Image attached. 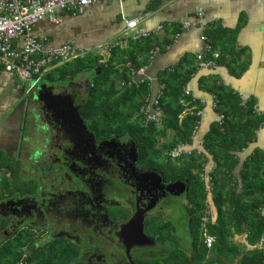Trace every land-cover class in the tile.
Wrapping results in <instances>:
<instances>
[{"label": "trees", "instance_id": "1", "mask_svg": "<svg viewBox=\"0 0 264 264\" xmlns=\"http://www.w3.org/2000/svg\"><path fill=\"white\" fill-rule=\"evenodd\" d=\"M205 35L212 50L219 52V66L225 64L226 57L236 61L240 56L235 52L234 33L228 35L223 30L211 28ZM150 43L129 41L125 48H113L110 57L103 63L99 62V55L88 53L54 68L46 74L45 79L52 84L55 80L68 83L88 77L89 84L80 104L79 115L88 123L95 137L127 139L134 143L140 163L147 169H157L169 179L187 183L186 195L196 211L185 207L186 220L192 219L181 225L185 227L190 250L185 252L175 247L181 236L176 232L175 223L155 225L150 222L148 230L156 237L157 244L163 246L170 243L173 246L152 264H264V150L254 149L244 160H239L240 150L247 148L248 142L255 138L263 117L253 108V101L243 104L237 93L222 85L214 84L208 90L216 97V114L224 116L221 125L215 122L199 133L204 140V152L212 157L216 165L212 172L214 180L210 183L209 197L197 174L198 169L201 170V163L190 158L184 166L176 167L167 155L163 156L173 147L188 143L200 120L196 115L203 109L200 101H193V96L192 99L184 95V88L198 70L195 56H185L177 66L158 73V85L163 87L158 121L145 123L142 109L153 96L146 79L130 86H121L122 83L131 82V70L137 71L151 63L148 53L153 46ZM164 44L169 45L170 41H164ZM53 74H57L58 78L50 77ZM185 109L191 111L182 116ZM159 155L163 156L165 162L160 161ZM7 170L12 175L8 179L0 177V204L16 193L34 195L30 183L22 187L20 184L13 185V182L19 181L16 179L19 174H15L16 170L12 167H7ZM204 217L207 218L208 234L215 238L210 251L200 240V225ZM5 227L6 223L0 222V236ZM41 235L45 233L35 234L32 230L3 235L0 239V264L115 263L110 255L103 256L104 261L97 262L89 254V245L83 242L77 244L73 239L51 238L45 244H39ZM235 236H244L247 246L252 249L234 245L232 241ZM141 262L149 264L151 260Z\"/></svg>", "mask_w": 264, "mask_h": 264}, {"label": "flooded vegetation", "instance_id": "2", "mask_svg": "<svg viewBox=\"0 0 264 264\" xmlns=\"http://www.w3.org/2000/svg\"><path fill=\"white\" fill-rule=\"evenodd\" d=\"M49 92L40 91L39 100L55 109L51 115L43 109L40 117L32 113L30 126L33 131L37 124L42 128L45 123V129L37 133L44 136L43 139H54L53 150L55 141L60 142L63 152L54 150L56 153L49 154L45 169H40L41 165L37 164L36 172L28 178L20 173V179L25 177L33 183L35 192L32 196L16 193L0 204V222L6 223L1 233L8 236L19 230H32L35 234L43 232L45 235L39 237V244H45L51 238L73 239L77 244L83 242L89 245V254L97 262L104 261L102 257L110 254V257L115 255L111 259L116 264L120 261L122 264H142L144 259L151 260L149 264L157 261L167 254V249L171 248L167 245L171 244H157L156 237L148 230L150 222L155 225L175 223L179 236L181 230L185 231L181 223L191 221L192 217L186 220L184 208L196 211L186 195L187 183L169 179L157 169H147L140 163L136 146L127 139H97L88 123H81L76 117V108H80L86 93L81 87L71 96L57 91L51 97ZM79 94H84L81 102ZM49 120L54 121L51 127ZM47 145V149L50 148ZM68 149L69 155L64 152ZM167 156L176 167L184 166L190 159ZM159 159L165 162L163 156L159 155ZM207 168L208 163L204 169H198L200 179ZM35 176L40 178L38 183ZM17 183L21 186L22 182ZM179 184L184 185L182 192ZM202 184L206 192L205 183ZM171 208L176 211L172 213ZM168 215H171L169 219L166 218ZM142 236L150 239L148 246H143ZM99 250L109 254L97 255Z\"/></svg>", "mask_w": 264, "mask_h": 264}, {"label": "crops", "instance_id": "3", "mask_svg": "<svg viewBox=\"0 0 264 264\" xmlns=\"http://www.w3.org/2000/svg\"><path fill=\"white\" fill-rule=\"evenodd\" d=\"M198 10L204 14L202 20L207 24L208 30H223L228 35L234 33L235 52L240 56L236 61H230L226 57L225 64L214 72L198 69L188 85L193 97L199 101H208V90L214 84L222 85L234 93H240L244 98L240 99L243 104L247 100L253 101V108L264 120V0L111 1L78 11L75 15L55 11L57 23L45 18L31 30L30 35L46 47L58 48L65 43H72L75 49L99 55L100 62L110 57V53L101 51L106 45H113L118 41L124 43L121 46L124 48L129 41L151 42V46L165 45L164 41H170V38L173 40L178 34L175 43L151 61L143 76L150 83L154 95L159 88L158 73L177 66L185 56H195L204 50L205 44L201 39L204 31L200 27L202 20L196 17ZM130 21H136V26L127 31ZM184 23H188V29L183 28ZM158 27L161 30H157ZM43 80L42 84L29 92L26 85L14 75L0 69V176L12 175L7 167L22 174L28 172L30 165L27 162L30 160L33 162L31 167H37L34 161L38 159L39 144L36 145L35 154H31L29 150L32 113L42 115L45 109L51 115L55 109V106L39 100V92L50 91L49 94L53 97L52 94L59 91L69 96L75 94L81 83L86 81V85L89 84L88 77L84 81L78 80V84L63 82L61 86L60 81L46 84ZM216 120V111L210 105H205L200 131L206 130ZM34 121L37 119L34 118ZM49 121L51 127L54 121ZM44 141L40 144L47 149L48 142ZM55 142L54 150L61 154V143ZM254 149L264 150V121L257 129L255 138L248 142V147L240 150L239 160H244ZM64 152L68 155L71 153L69 149ZM142 238L140 241L143 246H148L150 239L144 236Z\"/></svg>", "mask_w": 264, "mask_h": 264}, {"label": "built area", "instance_id": "4", "mask_svg": "<svg viewBox=\"0 0 264 264\" xmlns=\"http://www.w3.org/2000/svg\"><path fill=\"white\" fill-rule=\"evenodd\" d=\"M111 1L122 2L123 0H0V67L8 74L14 75L22 83L28 85L27 89L34 90L43 80V78L51 72L54 68L70 63L88 53L79 49H75L72 43H65L58 48L46 47L36 37L30 35L31 30L43 19L47 18L51 22L57 23L54 18V12H67L75 15L78 11L94 7L96 5L108 3ZM196 17L199 20L204 18L201 10H198ZM136 26V21H130L127 24V31L133 30ZM200 27L204 31L202 40L204 42V50L195 55L198 69L216 71L219 69L217 59L218 53L212 50L208 43L205 32L208 30L207 24L200 22ZM183 28H189L188 23L183 24ZM157 30H161L158 27ZM177 34L172 40L170 38L169 45H154L149 53V61H153L158 55L169 50L175 43ZM123 42L118 41L113 45H106L101 48L102 52L110 53L115 47H121ZM105 62L101 60L100 63ZM149 66V65H148ZM147 66V67H148ZM147 67L140 68L137 71L131 70V82L122 83L121 86H130L136 81L144 80L143 76ZM135 80V81H134ZM163 87H159L156 93L147 102V106L142 109L145 116V123L149 121H158L160 116L159 99L162 95ZM185 97H191L192 93L187 87L184 88ZM239 99L244 98L237 92ZM193 99V98H192ZM216 97L211 95L209 100L200 101L202 107L210 105L212 109H216ZM195 98L193 99V101ZM248 101V100H247ZM184 105H187L186 103ZM191 111L185 109L182 116ZM197 117L200 120L196 123L194 130L190 136V141L186 144H179L173 147L166 154L172 159L175 158H194L201 163V168L204 169L208 163V168L202 175L201 179L205 183L207 194L210 193V183L214 176H212L213 169L216 165L212 161L211 156H207L204 152V140L200 137L201 116L202 111L197 112ZM216 122L221 125L224 119L223 114L217 113ZM207 162V163H206ZM207 218L202 219L200 225V239L203 241L206 249L211 250L215 238L208 234L206 228ZM22 264V263H20Z\"/></svg>", "mask_w": 264, "mask_h": 264}, {"label": "rangeland", "instance_id": "5", "mask_svg": "<svg viewBox=\"0 0 264 264\" xmlns=\"http://www.w3.org/2000/svg\"><path fill=\"white\" fill-rule=\"evenodd\" d=\"M53 76V78H58L57 76V74L56 75H52ZM85 78L87 79V77L85 76ZM83 81H84V79H83ZM43 82L44 83H46V84H49V82H47L45 79L43 80ZM75 84L77 83H79V81L77 80V81H75L74 82ZM25 84V83H24ZM40 84H42V83H40ZM39 84V85H40ZM61 84H63V82H60V86H61ZM83 84V85H82ZM26 85V87H28V85L27 84H25ZM38 85V86H39ZM53 85H56V84H53ZM81 86V91H83V92H85V90H86V81L84 82V83H81L80 84ZM37 86V87H38ZM45 87H47V86H45ZM62 87H65V86H62ZM48 88V87H47ZM24 91H25V89H24ZM79 96H81V94H79ZM84 98V94H83V96H81L80 97V99H79V102H81V100ZM35 113H37L38 115H39V117H40V114L38 113V112H35ZM33 123V119L31 118V124ZM42 125H43V123H42ZM45 129V126L43 125V127L41 128V125L40 124H37V129H34L33 131L31 130V128L29 129V135H30V138H29V150H30V153L31 154H35L36 153V145H38L39 144V147H38V150H37V152H38V159H37V161H34V163H36V166H37V164H38V166L39 165H41L39 168L41 169L42 167L45 169V165H47L48 163H49V160H50V156H49V154H54V153H56L55 151H53V149H52V147H54V145H52V142H53V138H47V139H43L44 138V136H40L37 132L39 131V130H44ZM45 140V141H44ZM42 141H44V142H48L47 144H49V147L50 148H48V149H46V147L44 146V145H42V144H40ZM168 141H170V139H168ZM63 145H68L67 143H63ZM44 150V151H43ZM166 155V153L165 154H163V156H165ZM162 159V158H161ZM25 161H27V160H25ZM28 163V166H29V169H30V171H28V173H24L23 174V176H26L27 178L29 177L28 175L29 174H32V173H35L36 171H34L35 169H34V166L35 165H33L32 167H31V164H33V162H32V160H30L29 162H27ZM26 165V164H25ZM15 174H19L20 175V172L17 170L16 172H15ZM14 175V174H13ZM0 177H2V175L0 176ZM5 178H7L8 179V177L7 176H5ZM27 178H21L20 179V177H16V179H18V180H21V182H22V185L20 186V187H22L23 185L24 186H26V184H28V183H30V182H28L26 179ZM36 180H37V183L40 181V178L38 179V177H34ZM10 181V180H9ZM11 183H12V181H11ZM31 185H32V187L34 188V185H33V183H30ZM13 185H15V186H17L18 185V183L17 182H13ZM22 189V188H21ZM37 189H38V186H37ZM35 190H36V187H35ZM209 198V197H208ZM107 208V207H106ZM171 211H172V213H174L175 211H176V209H174V208H171ZM177 214H180V213H177ZM172 215V214H171ZM171 215H168L166 218H170L171 217ZM179 217H182V215L180 214L179 215ZM165 218V219H166ZM182 221H184V219H182ZM76 229V228H75ZM76 231H77V229H76ZM180 233H181V236H180V239L175 243V247H177V248H180V249H182L183 251H185V252H187V251H189L190 250V243H189V239L187 238V234L185 233V231L184 230H181L180 231ZM3 237L2 236H0V239H2ZM245 238H244V236H235L234 237V239H233V244L234 245H236V246H238V247H240V248H242V247H245L246 248V250H251L252 248L251 247H249V246H247V244H246V242H245V240H244ZM168 247H173L172 245H167ZM167 247V248H168ZM258 248H260V245L258 246ZM109 254L107 251H102V250H99V251H97V255H99V254ZM111 255V254H110ZM115 256V255H114ZM114 256H112L111 258H114ZM120 256V258H123L124 259V256L123 255H119ZM119 256H117V257H119ZM118 264H122L121 263V261L118 263Z\"/></svg>", "mask_w": 264, "mask_h": 264}, {"label": "water", "instance_id": "6", "mask_svg": "<svg viewBox=\"0 0 264 264\" xmlns=\"http://www.w3.org/2000/svg\"><path fill=\"white\" fill-rule=\"evenodd\" d=\"M124 3V2H123ZM122 6V5H121ZM76 117L79 119V121L82 123L83 122V120L81 119V117H80V115H79V108H76ZM178 184H176L175 186H177ZM181 187H182V189H181V192L184 190V185L183 184H179ZM175 186H173V187H175ZM140 232L142 233V230H140Z\"/></svg>", "mask_w": 264, "mask_h": 264}, {"label": "clouds", "instance_id": "7", "mask_svg": "<svg viewBox=\"0 0 264 264\" xmlns=\"http://www.w3.org/2000/svg\"><path fill=\"white\" fill-rule=\"evenodd\" d=\"M215 52H217V51H215ZM208 156V155H207ZM210 194H211V191H210V193L208 194V196L210 197ZM201 240V239H200Z\"/></svg>", "mask_w": 264, "mask_h": 264}]
</instances>
